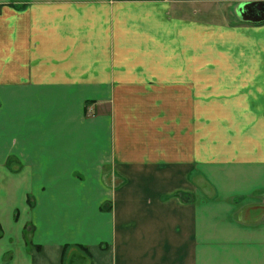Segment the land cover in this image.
<instances>
[{"label": "crops", "instance_id": "crops-1", "mask_svg": "<svg viewBox=\"0 0 264 264\" xmlns=\"http://www.w3.org/2000/svg\"><path fill=\"white\" fill-rule=\"evenodd\" d=\"M253 1L0 0V264H264Z\"/></svg>", "mask_w": 264, "mask_h": 264}, {"label": "water", "instance_id": "water-1", "mask_svg": "<svg viewBox=\"0 0 264 264\" xmlns=\"http://www.w3.org/2000/svg\"><path fill=\"white\" fill-rule=\"evenodd\" d=\"M246 6H248L247 8H254L256 10H259V13H261L260 16L261 18H257L255 19L256 21H261L264 20V0H255L253 2H250L249 4H245L244 8H246Z\"/></svg>", "mask_w": 264, "mask_h": 264}, {"label": "rangeland", "instance_id": "rangeland-1", "mask_svg": "<svg viewBox=\"0 0 264 264\" xmlns=\"http://www.w3.org/2000/svg\"><path fill=\"white\" fill-rule=\"evenodd\" d=\"M210 194H212L213 193V191L212 190H210V192H209Z\"/></svg>", "mask_w": 264, "mask_h": 264}]
</instances>
